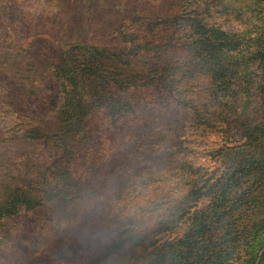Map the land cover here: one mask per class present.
Wrapping results in <instances>:
<instances>
[{"label":"rangeland","instance_id":"obj_1","mask_svg":"<svg viewBox=\"0 0 264 264\" xmlns=\"http://www.w3.org/2000/svg\"><path fill=\"white\" fill-rule=\"evenodd\" d=\"M230 1L0 0V264H154L159 249L193 231L224 171L216 154L241 133L226 127L227 107L202 120L151 87L147 68L183 56L195 19L246 28L249 11ZM78 52L94 53L82 68L96 69L87 82L96 79L104 104L89 98L79 152L65 160L58 71ZM204 77L181 82L182 97L203 101ZM245 225L264 235L261 220ZM250 251L240 240L241 258L227 264H244Z\"/></svg>","mask_w":264,"mask_h":264},{"label":"trees","instance_id":"obj_2","mask_svg":"<svg viewBox=\"0 0 264 264\" xmlns=\"http://www.w3.org/2000/svg\"><path fill=\"white\" fill-rule=\"evenodd\" d=\"M237 1L250 14L249 25L242 31L224 32L204 18L195 19L196 37L177 52L183 56L171 57L170 66L152 62L147 68L152 76L151 87L170 93L178 105L202 120L212 107L222 108L220 114L227 107L226 127L237 124L241 133V143L216 154L224 171L207 189L212 197L209 206L192 217L193 231L167 243L164 249L158 248L154 264H227L241 258L237 249L243 239L253 254L245 258L244 264L261 262L255 253L260 249L257 244L264 246V235L254 236L245 221L261 220L264 228V116L262 120L257 118L264 113V0H231L230 4ZM81 54L65 57L58 71L65 80V100L60 112L62 132L56 137V146L65 160L74 159L79 152L83 121L93 107L89 98L104 104L102 95L96 98L92 93L93 88H98L96 79L90 86L87 82V71L90 69L93 75L96 69H83L95 61L94 53L83 60ZM198 76H205L207 95L201 102L184 99L180 83H191ZM61 161L57 162L61 165Z\"/></svg>","mask_w":264,"mask_h":264}]
</instances>
